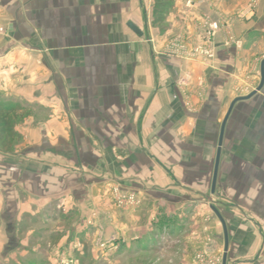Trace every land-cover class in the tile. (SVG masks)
<instances>
[{
  "label": "crops",
  "instance_id": "0c3cea01",
  "mask_svg": "<svg viewBox=\"0 0 264 264\" xmlns=\"http://www.w3.org/2000/svg\"><path fill=\"white\" fill-rule=\"evenodd\" d=\"M251 2L175 0L157 35L153 0H0V101L23 115L14 151L0 149V252L38 254L49 238L51 252L83 250L85 264L117 236L108 263L192 264L198 251L215 259L225 234L214 205L232 209L227 264H264V229L244 213L261 204L254 190L264 192L254 176L264 174V103L234 106L217 190L205 194L231 104L261 80L264 0L238 17ZM206 19L222 25L210 44ZM179 39L187 54L168 55ZM195 45L215 49L214 59L193 58ZM115 185L140 205L117 213Z\"/></svg>",
  "mask_w": 264,
  "mask_h": 264
},
{
  "label": "rangeland",
  "instance_id": "374dc122",
  "mask_svg": "<svg viewBox=\"0 0 264 264\" xmlns=\"http://www.w3.org/2000/svg\"><path fill=\"white\" fill-rule=\"evenodd\" d=\"M258 6H257V8H258ZM143 32L145 33L146 37L147 36L148 37L153 36V31L151 29V26H148V28H146V29L144 28ZM157 32H158L157 35L163 34L161 31H157ZM260 83H261V80H259V78L258 79L256 78L253 86H250L249 84H247V85L244 84L243 86H241L242 88H240L239 91L237 92L235 99L247 97V96L251 95L253 92H255L258 89ZM252 103L255 104L256 108L260 107V105L262 103H264V90H262L255 97H253ZM225 132H226V126H225ZM238 132H240V129ZM224 138H225V133H224ZM224 138H223L222 149L224 146ZM229 144L230 143L228 142L226 145V149L230 148ZM218 148H219V141L217 140V142L215 143L213 158H212V161L210 163V170H211L210 177H211V179L209 180V188L205 192L206 199L209 198L211 193H213V179H214V172H215V167H216ZM222 149H221V156H220V162H219V168H218L217 181H218L222 152H223ZM257 160H258V162H257ZM257 160H256L255 164H257V166L262 165L263 159H257ZM225 165H228V162L224 163V167H225ZM222 176H223V178H227L229 176V173L224 174ZM239 176H238L239 178L244 179V177H246V174L243 173V175H239ZM254 176L256 178L259 177L260 179L264 178V174H261V173H259L258 175L255 174ZM115 187H118V186L115 185V186L110 188L109 195H111L110 196L111 205L114 207V209H116V212L118 213V211H125V210L119 208L118 204L116 203V200L113 196V188H115ZM216 190H217V182H216L215 192H216ZM227 194L228 193H226L225 196H227ZM257 196H258L261 204H258L257 206H253L251 209H248L249 212L245 211V209H244V211H245L244 213L246 215L248 214V215H251V216L253 215L254 217H256L259 220L258 223L264 229V192H263V190H254V198H256ZM205 202L207 203V205H209L208 200H205ZM212 206L219 211V213L222 215L224 221H225V217H227V216L230 217L229 212L232 211L230 206H227V207H218V206L216 207L214 205H212ZM243 208H246V207H243ZM131 209L134 210L135 208H131ZM209 211H211V213L213 215H215L214 214L215 212L213 211V209L209 210ZM208 221H207V219L205 220V225L203 226V231L205 233V241H206L207 245L212 246V245H214V238L210 234V228L208 227V225H209ZM45 240H46L47 244H46V246L45 245L42 246V248L40 249L41 251L39 250L38 254L31 253V254L24 255V254H20V253H13V255L9 254L10 255L9 256L8 254L0 252V264H32V263L33 264L34 263L35 264H79V263L81 264V262L83 261V257H82L83 256V250H81V252H75L74 250H72L71 254L51 252L50 250H52V246H53V244H51V243H53L52 239L47 238ZM2 242H3V239L0 238V244ZM118 243H119V239L117 236H113L110 239L109 245L108 244L105 245L106 243L105 244L98 243L97 245H98L99 253L98 254L96 253L95 255L91 254L92 256H90V258H86V260H84V262L86 261L85 264H106V263H108V262H106L107 261L106 259H103V258H107L106 256H104V255H106L105 254L106 251H108L106 249H107V247H109V251L112 249V252L116 254V251H118L117 250ZM219 244H220L219 246H221L220 247L221 250H223V251L216 254L215 259L212 258L213 256L208 255L203 251L202 252L198 251L193 258L192 264H194V263L195 264H223V259H224V255H225V247H224L223 242H220ZM222 246H223V248H222ZM113 249H115V250H113ZM102 250H103L104 254H102V252H101ZM198 255H204L205 256V260L203 263H197L196 257ZM109 257L110 258L112 257V259H115L116 255L109 256ZM112 259H110L111 262H109L108 264H118L116 262L113 263Z\"/></svg>",
  "mask_w": 264,
  "mask_h": 264
},
{
  "label": "built area",
  "instance_id": "2783aa9c",
  "mask_svg": "<svg viewBox=\"0 0 264 264\" xmlns=\"http://www.w3.org/2000/svg\"><path fill=\"white\" fill-rule=\"evenodd\" d=\"M261 0H252V2L244 9L240 10L238 13L239 18H246L248 15L253 14L257 6ZM191 4V3H189ZM222 25L219 21H212L209 19H206L203 24L201 25L202 34L204 35L205 42L210 44L213 42V39L217 35V33L221 30ZM7 31L5 27L0 26V37L6 35ZM233 41V39L229 40ZM183 43L181 39L177 40L176 42H173L170 46L167 54L172 56H183L184 54H187L185 52V47L182 46ZM191 56L193 58L195 57H203L207 60H212L215 57V49L209 48V47H203L195 45L193 46ZM190 75L186 74L184 78L180 81L182 85H184L187 80L189 79ZM113 196L116 200V203L118 204V207L124 210L136 208L140 205V201L138 197L134 193H123L119 187L113 188ZM205 260L204 255H198L196 257L197 263H203Z\"/></svg>",
  "mask_w": 264,
  "mask_h": 264
},
{
  "label": "trees",
  "instance_id": "16d2710c",
  "mask_svg": "<svg viewBox=\"0 0 264 264\" xmlns=\"http://www.w3.org/2000/svg\"><path fill=\"white\" fill-rule=\"evenodd\" d=\"M174 8L175 0H153L152 27L162 33L166 32V22ZM22 116L20 104L0 101V149L3 152H13L16 143L21 139L15 125Z\"/></svg>",
  "mask_w": 264,
  "mask_h": 264
},
{
  "label": "water",
  "instance_id": "95a60500",
  "mask_svg": "<svg viewBox=\"0 0 264 264\" xmlns=\"http://www.w3.org/2000/svg\"><path fill=\"white\" fill-rule=\"evenodd\" d=\"M129 27L137 34L141 35V32L133 25L130 24ZM264 88V61L262 63V68H261V83L258 87V89L253 92L251 95L247 96V97H242V98H237L233 101V103L231 104L230 110L227 114V117L222 125L221 128V134H220V140H219V148H218V153H217V160H216V167H215V172H214V179H213V193L215 192V188H216V182H217V175H218V168H219V162H220V156H221V149H222V144H223V138H224V133H225V126H226V122L234 108V106L238 103V102H244V101H248L251 100L253 97H255L259 92H261ZM213 209V211L215 212V214L217 215V217L221 220L223 227H224V234H225V255H224V259H223V264H227V252H228V248H229V237H228V231H227V227H226V223L222 217V215L219 213V211L214 208L213 206L211 207Z\"/></svg>",
  "mask_w": 264,
  "mask_h": 264
}]
</instances>
